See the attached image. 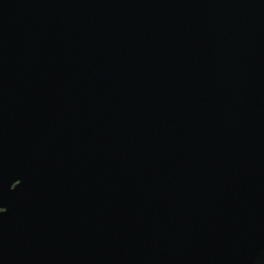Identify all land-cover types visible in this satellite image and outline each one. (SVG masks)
<instances>
[{
  "label": "water",
  "instance_id": "95a60500",
  "mask_svg": "<svg viewBox=\"0 0 264 264\" xmlns=\"http://www.w3.org/2000/svg\"><path fill=\"white\" fill-rule=\"evenodd\" d=\"M0 207V264H264V0H0Z\"/></svg>",
  "mask_w": 264,
  "mask_h": 264
},
{
  "label": "snow or ice",
  "instance_id": "6c2138e0",
  "mask_svg": "<svg viewBox=\"0 0 264 264\" xmlns=\"http://www.w3.org/2000/svg\"><path fill=\"white\" fill-rule=\"evenodd\" d=\"M19 181V180H18ZM20 184V181H19V183L16 185V187L18 186ZM4 210V208H2V207H0V211H3Z\"/></svg>",
  "mask_w": 264,
  "mask_h": 264
}]
</instances>
